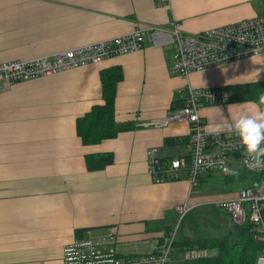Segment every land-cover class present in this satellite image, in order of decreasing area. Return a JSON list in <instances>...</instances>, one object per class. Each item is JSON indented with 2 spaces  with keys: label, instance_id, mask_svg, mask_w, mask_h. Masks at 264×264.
I'll return each mask as SVG.
<instances>
[{
  "label": "crops",
  "instance_id": "obj_1",
  "mask_svg": "<svg viewBox=\"0 0 264 264\" xmlns=\"http://www.w3.org/2000/svg\"><path fill=\"white\" fill-rule=\"evenodd\" d=\"M260 12L264 0H0V61L52 55L137 26L177 24L182 32L196 33L264 17ZM172 66L171 47L146 42L140 50L97 64L18 81L0 94V264H64L66 245L113 230L114 247L124 255L158 250L171 235L177 252L194 253L199 250H189L187 242L231 230L226 212L212 229L178 226L175 232L184 203L197 209L234 195L243 182L234 167L225 177H236L242 186L214 199L199 188L215 172L202 177L198 190L187 177L155 182L148 150L154 148L163 160H187L190 124L149 123L181 106L188 82L195 88L264 83V53L193 72L189 80ZM111 68L122 73L114 115L120 129L112 138L88 144L77 122L104 103L101 73ZM255 103L231 99L206 104L200 113L210 132L225 131ZM170 138L186 141L169 143ZM102 153L112 154V162L89 169L88 157L97 162Z\"/></svg>",
  "mask_w": 264,
  "mask_h": 264
},
{
  "label": "built area",
  "instance_id": "obj_2",
  "mask_svg": "<svg viewBox=\"0 0 264 264\" xmlns=\"http://www.w3.org/2000/svg\"><path fill=\"white\" fill-rule=\"evenodd\" d=\"M149 42L156 47H171L172 70L189 80L190 74L231 61L264 53V17L241 19L237 22L209 28L196 33L182 32L178 25L165 28L155 25L137 26L132 31L94 43L40 56L28 60L0 61V94L21 80H32L62 71L97 64L105 59L140 50ZM184 105L169 111L149 124L156 127L173 122L190 124L188 142L190 155L186 159L163 160L148 150V170L157 183L187 177L191 188L197 187L206 173L228 176L236 167L255 178L230 197L213 202L229 214L232 222H251L262 248L254 264H264V168L250 166L249 158L232 128L210 132L201 115L206 104H226L230 101L227 88H183ZM235 169V168H234ZM191 206L180 207L182 215ZM116 231L103 237L78 238L63 248L64 264H170L174 237L161 248L138 256L121 254L115 249ZM195 253V252H194ZM198 257V256H197ZM195 258V257H193Z\"/></svg>",
  "mask_w": 264,
  "mask_h": 264
},
{
  "label": "trees",
  "instance_id": "obj_3",
  "mask_svg": "<svg viewBox=\"0 0 264 264\" xmlns=\"http://www.w3.org/2000/svg\"><path fill=\"white\" fill-rule=\"evenodd\" d=\"M121 76L122 73L119 68L102 71L104 103L95 105L77 122L78 134L86 143H96L102 139L112 138L118 133L120 128L116 125L114 115L116 85ZM227 90L230 100L252 99L258 103L259 95L264 93V83L233 85L229 86ZM183 101L184 99L181 100V106H174L175 109L181 108L184 105ZM181 141L186 140L182 138L167 139L169 143ZM110 162H112V154L110 153L99 154L97 162H91V158L88 157L89 169H101ZM237 175L239 180L243 182V187L252 184V180L255 178L254 175L244 170H239ZM255 233V225L248 221L240 226L234 224L231 230L223 236L187 242L186 245L189 250L192 248L206 249L213 253L207 256L189 258L186 264H254L263 246L262 243L255 240Z\"/></svg>",
  "mask_w": 264,
  "mask_h": 264
},
{
  "label": "rangeland",
  "instance_id": "obj_4",
  "mask_svg": "<svg viewBox=\"0 0 264 264\" xmlns=\"http://www.w3.org/2000/svg\"><path fill=\"white\" fill-rule=\"evenodd\" d=\"M258 15L264 16L263 12L258 13ZM241 186L242 184L240 183V181L237 180L236 177L232 180H228L224 175L215 172L214 176L208 178L206 182L200 185V188L195 187V190H198L199 188L208 195H210V198L214 199L219 196L234 193ZM221 215H225V217L227 218L228 215L225 209L218 207L214 202L204 203V205L197 207V209L190 210L186 214L182 215L180 220H178L177 227H175V232L177 231L178 226L179 230L184 229V227H187L188 229H202L203 227H208L209 229H212V226H215L217 219L221 218ZM255 240L259 242L256 239V233ZM211 253L213 252H210L206 249L205 251H203L202 249L195 253L188 252L185 254L184 252H177L175 248H173L169 256L171 260L170 264H185V260L187 258L205 255L207 256Z\"/></svg>",
  "mask_w": 264,
  "mask_h": 264
},
{
  "label": "clouds",
  "instance_id": "obj_5",
  "mask_svg": "<svg viewBox=\"0 0 264 264\" xmlns=\"http://www.w3.org/2000/svg\"><path fill=\"white\" fill-rule=\"evenodd\" d=\"M249 158L250 166L264 168V93L253 110L236 116L231 125Z\"/></svg>",
  "mask_w": 264,
  "mask_h": 264
}]
</instances>
